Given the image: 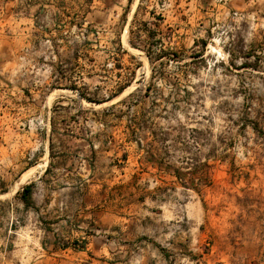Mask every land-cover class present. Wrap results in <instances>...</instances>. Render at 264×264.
<instances>
[{
    "label": "rangeland",
    "instance_id": "rangeland-1",
    "mask_svg": "<svg viewBox=\"0 0 264 264\" xmlns=\"http://www.w3.org/2000/svg\"><path fill=\"white\" fill-rule=\"evenodd\" d=\"M9 2L23 12H7ZM126 6L127 0H0L8 34L25 22L35 39L29 67L11 86L53 92L45 106V95L38 96L31 111L21 91L14 95L8 117L32 121H0V149L41 153L47 116L55 136L71 131L78 158L72 194L81 190L78 198L93 204V221L80 227L87 237L58 240L87 248L72 254V264H264V0ZM56 20L63 22L59 30L35 28ZM58 32L72 42V60L62 51L39 61L47 48L39 40ZM119 43L127 53L117 51ZM115 64L122 74L134 70L119 96L103 104L79 96H106L117 80ZM34 160L29 165L42 162Z\"/></svg>",
    "mask_w": 264,
    "mask_h": 264
},
{
    "label": "crops",
    "instance_id": "crops-1",
    "mask_svg": "<svg viewBox=\"0 0 264 264\" xmlns=\"http://www.w3.org/2000/svg\"><path fill=\"white\" fill-rule=\"evenodd\" d=\"M5 5L9 13L23 12L22 5L18 3L9 2ZM62 23L59 20L52 21L51 24L44 22L42 26L35 28L59 30ZM19 25L20 32L11 35L8 34L9 24L0 22V117L4 118L0 121L5 126H19L32 121L27 118L12 120L8 117V111L13 107L14 95L19 91L22 93L19 98L22 97L25 101L23 107L27 111L35 107V100L41 95H45V104H43L45 106L53 93L49 91L45 93L33 87L18 90L13 85L11 86L14 77L17 78L21 74L22 66L29 67L31 48L35 46V39L29 35V23L20 22ZM47 35L44 34V37L39 40V43L43 41L47 48L46 51L39 52L41 54L38 55V60L45 61L46 55L47 58L52 55V61H54L62 51H65L68 52L71 61L72 42L63 40L60 32H58L59 36ZM87 42L88 40H85L86 44ZM52 65L59 71L54 62ZM36 70L41 71V68L36 67ZM56 90L65 91L63 88ZM49 118L47 116L44 120L46 134L40 142L41 153H36V156L32 153L25 157L22 153L9 151L7 147L0 149V206L5 208L3 215L0 216V264H72V254L81 256L87 250V248L72 250L58 243V240H72V237L81 239L87 237L86 231L80 227L81 222L86 225L93 221V204L91 202L87 204L85 200L78 198L81 190L72 194V164L74 158H78L77 155H72L71 131L68 134L55 136L53 132L55 120H49ZM26 140L29 141L30 137ZM37 142L39 143L38 139ZM95 147L90 144V154L94 155ZM32 156L35 157L34 162L40 160L42 162L36 166L29 165ZM28 170L33 171L28 183L19 184L21 176ZM25 186L30 189L28 205L21 197ZM15 188L17 189L14 190ZM107 214V218H111V214ZM260 223L261 220L260 222L257 219L254 220L257 230L262 231ZM33 243L38 246H32Z\"/></svg>",
    "mask_w": 264,
    "mask_h": 264
},
{
    "label": "trees",
    "instance_id": "trees-1",
    "mask_svg": "<svg viewBox=\"0 0 264 264\" xmlns=\"http://www.w3.org/2000/svg\"><path fill=\"white\" fill-rule=\"evenodd\" d=\"M131 3H132V0H127L126 10L129 9ZM126 10H124V12L121 15L122 19H124L126 16ZM130 44L132 46L134 45L131 42H130ZM201 45H202V51H203L205 49L206 42L204 40H202ZM117 51L120 54L127 53V50L125 48H123L120 43H119V46L117 47ZM114 68L117 69V72H115V74H114V76L117 78V80L115 81L114 87L107 93L106 96H104L102 98H97V97L87 96L84 92H80L79 96L84 98L86 101L93 103V104H103V103L109 102L113 98L119 96L123 92V90L131 84L133 77H134V70H131L128 73L122 74L121 70H120L121 66L119 64H115ZM112 106L113 105H110V106L103 108L102 112L105 113L107 110L112 108ZM174 175H175V177L181 179L179 172L175 171ZM202 176L207 177V174H202ZM29 193H30L29 187L25 186L22 189L21 197H22V200L24 201V203L26 205L29 204Z\"/></svg>",
    "mask_w": 264,
    "mask_h": 264
},
{
    "label": "bare ground",
    "instance_id": "bare-ground-1",
    "mask_svg": "<svg viewBox=\"0 0 264 264\" xmlns=\"http://www.w3.org/2000/svg\"><path fill=\"white\" fill-rule=\"evenodd\" d=\"M32 173H33V171L32 170H28V172L27 173H25L24 175H22L21 176V178H20V180H19V184H24V183H26L29 179H30V177L32 176ZM28 183V182H27ZM18 187H19V185H18ZM17 188H15L14 190H16Z\"/></svg>",
    "mask_w": 264,
    "mask_h": 264
}]
</instances>
